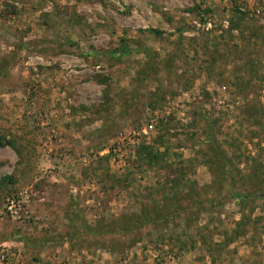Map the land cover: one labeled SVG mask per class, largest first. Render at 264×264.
Masks as SVG:
<instances>
[{"label":"rangeland","instance_id":"rangeland-1","mask_svg":"<svg viewBox=\"0 0 264 264\" xmlns=\"http://www.w3.org/2000/svg\"><path fill=\"white\" fill-rule=\"evenodd\" d=\"M0 264H264V0H0Z\"/></svg>","mask_w":264,"mask_h":264},{"label":"trees","instance_id":"trees-1","mask_svg":"<svg viewBox=\"0 0 264 264\" xmlns=\"http://www.w3.org/2000/svg\"><path fill=\"white\" fill-rule=\"evenodd\" d=\"M128 49H129V48L127 47V45L124 44V46H123V50L126 51V50H128ZM144 51H145V50H144Z\"/></svg>","mask_w":264,"mask_h":264},{"label":"built area","instance_id":"built-area-1","mask_svg":"<svg viewBox=\"0 0 264 264\" xmlns=\"http://www.w3.org/2000/svg\"><path fill=\"white\" fill-rule=\"evenodd\" d=\"M1 258H4V254H1Z\"/></svg>","mask_w":264,"mask_h":264}]
</instances>
